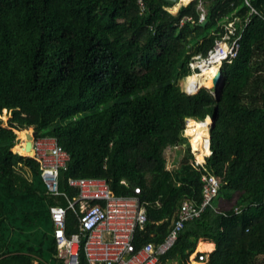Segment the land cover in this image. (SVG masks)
Listing matches in <instances>:
<instances>
[{
    "label": "trees",
    "instance_id": "16d2710c",
    "mask_svg": "<svg viewBox=\"0 0 264 264\" xmlns=\"http://www.w3.org/2000/svg\"><path fill=\"white\" fill-rule=\"evenodd\" d=\"M140 2L0 0V115L9 114L6 126L0 119V264H60L49 207L66 205L46 193L13 130L56 138L70 158L58 181L66 195H75L69 178H100L114 195L137 196L140 248L163 242L183 201L200 204L204 170L191 152L166 168L167 148H189L185 118L228 206L185 223L159 264H188L199 241L214 244L207 264H264V66L252 64L264 50V0H192L175 14L162 0ZM229 21L239 49L221 66L219 96L186 94L181 80L188 92L207 80L191 76V59L206 57ZM74 224L68 211L67 234Z\"/></svg>",
    "mask_w": 264,
    "mask_h": 264
},
{
    "label": "built area",
    "instance_id": "2783aa9c",
    "mask_svg": "<svg viewBox=\"0 0 264 264\" xmlns=\"http://www.w3.org/2000/svg\"><path fill=\"white\" fill-rule=\"evenodd\" d=\"M139 3L141 5L140 0ZM200 11L199 22L203 23L205 14L202 8ZM252 12L255 11L252 9ZM180 24L182 25V21ZM235 34L233 22L229 21L225 26V33L220 39L215 40L206 57L196 55L191 59L189 63L191 76H200L203 67L218 64L220 68L223 62L230 63L234 60L240 39V35ZM185 83L184 92L188 95H194L202 88L198 87L193 93H189ZM209 92L213 95L212 88ZM190 121H192L190 118H185L183 133L189 129ZM184 136L188 139L192 137L185 134ZM32 152L29 157L39 166L40 179L46 193L63 196L66 200L65 206L53 205L49 208L57 246L56 258L60 264H81V257L84 264H159V257L172 247L185 223L199 218L202 212L211 206L221 186L220 180L207 172L203 166L208 155L203 157L202 162H194L195 166L204 170L200 179L202 183L200 204L183 201L163 242L158 245L146 243L136 248L135 235L137 231L143 229L146 222V210L137 196L114 195L104 179L69 178L67 185L75 190V195L69 197L59 190L58 181L59 173L66 170L70 158L56 138L35 136L32 139ZM134 193L138 194L139 190L135 189ZM68 211H72L75 218L70 234L66 232ZM238 211L239 209L234 210L235 213ZM189 261L191 264H207V256L205 253L195 251L189 256L188 264Z\"/></svg>",
    "mask_w": 264,
    "mask_h": 264
},
{
    "label": "rangeland",
    "instance_id": "374dc122",
    "mask_svg": "<svg viewBox=\"0 0 264 264\" xmlns=\"http://www.w3.org/2000/svg\"><path fill=\"white\" fill-rule=\"evenodd\" d=\"M182 5H184V4L179 2L178 4H176V5L172 6L171 8H169L168 10L171 13L177 12L179 7L182 6ZM175 8L177 10H173ZM252 64H254V66L259 65L263 69V66H264V50H262V48L261 49H257L255 51L254 56H253ZM185 82H186L185 78L179 82V85H180L182 91H184V83ZM188 82H190V80ZM188 85H190V84H188ZM202 88H206V87L202 86ZM206 89L209 92L210 88H206ZM212 93L214 95V91L213 90H212ZM209 94H210V92H209ZM0 117H1V120H2V126H5L6 122L8 120L9 114L8 113L6 114V112L3 111L2 115H0ZM210 126L211 125H209V127ZM32 131H34L32 128H29L27 130H21V131L15 129V130H13L14 134L12 133V131H10L15 136V146L18 145V147H20V148H21V146L25 147L26 146V135H29V133H31ZM184 134L187 136L186 133H184ZM186 140L189 142V152H191V154L194 156L195 162H198V163L202 162L203 159L201 161L197 160V155L200 153V151L198 150L197 152H193L192 147L190 146L191 145V141H190L191 137H190V139H188V137H187ZM187 147L188 146H186V147H173V148L169 147V148H167V150L165 151V158L167 160V164H166V168L167 169L175 168V167H177L179 165V162L182 160V158L188 155ZM17 150H18V148H17ZM11 151L14 152V153H18L16 151H14L13 148H11ZM18 151H20V149ZM25 151L28 152L29 149H26ZM25 151L23 152L24 154L26 153ZM20 153H22V152L20 151ZM20 153H18V154L21 155ZM22 156L26 157L27 155H22ZM27 157H29V156H27ZM26 175L28 176L29 174L26 173ZM211 206L215 210L218 211V210L226 209V206H228V205L223 200L222 196L219 195V196H215L213 198ZM199 242H202V241H199ZM199 242H198V244H199ZM198 244H197V246H198ZM197 246H196V251L199 252V249L197 248ZM202 253H204V252H202ZM189 264H191L190 261H189ZM192 264H194V263H192ZM196 264H201V263H196Z\"/></svg>",
    "mask_w": 264,
    "mask_h": 264
},
{
    "label": "water",
    "instance_id": "95a60500",
    "mask_svg": "<svg viewBox=\"0 0 264 264\" xmlns=\"http://www.w3.org/2000/svg\"><path fill=\"white\" fill-rule=\"evenodd\" d=\"M162 1L164 3L170 5V6H174V5L178 4L179 2H181V0H162ZM222 81H223L222 71H221V68H218L212 77V87H211L214 90V97L215 98L219 96L220 88L222 86ZM214 114H215V111H214ZM211 120L213 122V119H211ZM211 127H212V124H211L210 128L208 129V135H210ZM35 136H36L35 131H32L31 133H29V135H26V149L28 148V146H30L31 153H33L32 152V139ZM187 150H189V148H187Z\"/></svg>",
    "mask_w": 264,
    "mask_h": 264
},
{
    "label": "bare ground",
    "instance_id": "6f19581e",
    "mask_svg": "<svg viewBox=\"0 0 264 264\" xmlns=\"http://www.w3.org/2000/svg\"><path fill=\"white\" fill-rule=\"evenodd\" d=\"M190 1V0H189ZM188 0H181V3H183V4H187L188 2H189ZM173 10H177L176 8L175 9H173ZM179 11V10H178ZM219 68V65L218 64H213V65H211V66H209V67H203V72H202V74H205L206 73V76H207V80H206V82L204 83V86L206 87V88H211L212 87V77H213V75L215 74V72L217 71V69ZM201 74V75H202ZM195 77H199V76H195ZM194 91H190L189 93H193ZM20 145V144H19ZM18 148V150L20 149V151L22 152L21 154H23V155H28V156H31L32 155V153H31V151H30V146H28V148L27 149H29V151L28 152H26L25 150H26V146L25 147H22L21 146V148L20 147H17ZM19 151V152H20ZM26 152L25 154L23 153V152ZM28 153V154H27ZM30 154V155H29Z\"/></svg>",
    "mask_w": 264,
    "mask_h": 264
},
{
    "label": "crops",
    "instance_id": "0c3cea01",
    "mask_svg": "<svg viewBox=\"0 0 264 264\" xmlns=\"http://www.w3.org/2000/svg\"><path fill=\"white\" fill-rule=\"evenodd\" d=\"M192 1V0H191ZM191 1H189V2H191ZM188 2V3H189ZM187 3V4H188ZM187 4H184V5H187ZM174 13H176V12H174ZM62 192V191H61ZM54 197H56V196H54ZM58 197H61L62 198V196H58ZM70 197V196H69ZM50 208V207H49ZM71 213H72V211H70ZM72 215H73V213H72ZM73 218H74V216H73ZM75 219V218H74ZM74 226V225H73ZM197 248L199 249V252H204V253H210L213 249H214V244L213 243H209V242H199V244H198V246H197ZM198 252V251H197ZM57 259V258H56ZM58 261V260H57Z\"/></svg>",
    "mask_w": 264,
    "mask_h": 264
},
{
    "label": "clouds",
    "instance_id": "9594fccd",
    "mask_svg": "<svg viewBox=\"0 0 264 264\" xmlns=\"http://www.w3.org/2000/svg\"><path fill=\"white\" fill-rule=\"evenodd\" d=\"M220 68H221V67H220ZM189 76H190V75H189ZM212 90H213V89H212ZM213 91H214V90H213ZM4 112H6V114H7V111H6V110H4ZM1 115H2V114H1ZM206 118H209V116H207ZM206 118H205V119H206ZM0 119H1V117H0ZM190 119H191V118H190ZM191 120H193V119H191ZM193 121H194V120H193ZM211 121H212V120H211ZM211 124H212V122H211ZM211 124H210V125H211ZM5 126H6V125H5ZM209 128H210V127H209ZM209 136H210V135H208V139H209ZM188 143H189V142H188Z\"/></svg>",
    "mask_w": 264,
    "mask_h": 264
}]
</instances>
